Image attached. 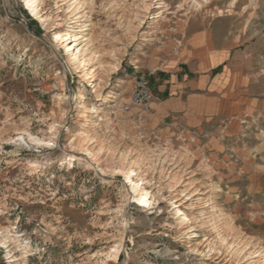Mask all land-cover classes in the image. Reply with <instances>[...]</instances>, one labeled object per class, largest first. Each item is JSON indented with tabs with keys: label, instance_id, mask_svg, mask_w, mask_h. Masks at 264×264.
Returning <instances> with one entry per match:
<instances>
[{
	"label": "rangeland",
	"instance_id": "374dc122",
	"mask_svg": "<svg viewBox=\"0 0 264 264\" xmlns=\"http://www.w3.org/2000/svg\"><path fill=\"white\" fill-rule=\"evenodd\" d=\"M205 43L229 54L216 73L264 100V0H0V264H264V189L150 109ZM139 76L148 106L131 101Z\"/></svg>",
	"mask_w": 264,
	"mask_h": 264
},
{
	"label": "crops",
	"instance_id": "0c3cea01",
	"mask_svg": "<svg viewBox=\"0 0 264 264\" xmlns=\"http://www.w3.org/2000/svg\"><path fill=\"white\" fill-rule=\"evenodd\" d=\"M228 56L226 50L216 51L207 43L185 48L174 66L175 74L169 76L165 99L152 103L150 109L158 120L174 119L173 134L182 133L199 151L207 150V162L213 169L237 174L241 181L252 180L248 188L264 189V100L252 98L249 88H240L227 70L215 72ZM251 119L257 125L254 142L246 139ZM234 128L239 129L236 136L243 142L234 149L236 160L223 140ZM237 137L226 139L228 146L233 147L231 142Z\"/></svg>",
	"mask_w": 264,
	"mask_h": 264
},
{
	"label": "bare ground",
	"instance_id": "6f19581e",
	"mask_svg": "<svg viewBox=\"0 0 264 264\" xmlns=\"http://www.w3.org/2000/svg\"><path fill=\"white\" fill-rule=\"evenodd\" d=\"M25 3L27 5H29L33 0H24ZM56 39H60L62 44H63V47L64 49L66 50V52L69 53V59L70 60H73V61H76L78 60L80 62V64H85L86 63V54L82 52V49H76L74 45L70 46L72 41V37L70 36L69 33H66L64 35H57L56 36ZM82 57V58H80ZM85 66V65H84ZM89 75V74H88ZM29 168L31 170H34L36 171L39 166L36 162H31L29 163ZM135 169H130L128 171V173L125 175V180L129 183H132V176L134 175L135 173ZM129 191H133L135 193H137V201L139 203V205H141L142 207H147L149 205V195L146 191H144L143 189H140L139 188V184H135V185H132V187L129 188Z\"/></svg>",
	"mask_w": 264,
	"mask_h": 264
},
{
	"label": "built area",
	"instance_id": "2783aa9c",
	"mask_svg": "<svg viewBox=\"0 0 264 264\" xmlns=\"http://www.w3.org/2000/svg\"><path fill=\"white\" fill-rule=\"evenodd\" d=\"M153 100V93L149 80L145 76H139L135 82L131 101L134 106H148Z\"/></svg>",
	"mask_w": 264,
	"mask_h": 264
}]
</instances>
